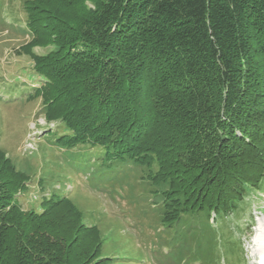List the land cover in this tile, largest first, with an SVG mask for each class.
Segmentation results:
<instances>
[{"label": "trees", "instance_id": "16d2710c", "mask_svg": "<svg viewBox=\"0 0 264 264\" xmlns=\"http://www.w3.org/2000/svg\"><path fill=\"white\" fill-rule=\"evenodd\" d=\"M23 6L21 50L41 81L32 98L64 127L56 142L147 168L163 225L240 214L264 190V0ZM29 182L0 149V264H109L101 231L68 198L23 208Z\"/></svg>", "mask_w": 264, "mask_h": 264}, {"label": "rangeland", "instance_id": "374dc122", "mask_svg": "<svg viewBox=\"0 0 264 264\" xmlns=\"http://www.w3.org/2000/svg\"><path fill=\"white\" fill-rule=\"evenodd\" d=\"M24 1L0 0V149L30 178L23 208L42 212V199L68 198L83 223L101 231L99 259L109 264H264L254 247L264 236V190L240 214L166 227L147 168L109 161L90 144L69 150L56 142L65 129L48 122L41 99L32 98L41 81L21 50L30 40Z\"/></svg>", "mask_w": 264, "mask_h": 264}, {"label": "bare ground", "instance_id": "6f19581e", "mask_svg": "<svg viewBox=\"0 0 264 264\" xmlns=\"http://www.w3.org/2000/svg\"><path fill=\"white\" fill-rule=\"evenodd\" d=\"M254 247L256 249H258V251L256 253L257 256L261 255L262 253L264 254V236L263 235H261V237L259 238V240H257L256 242H254Z\"/></svg>", "mask_w": 264, "mask_h": 264}]
</instances>
